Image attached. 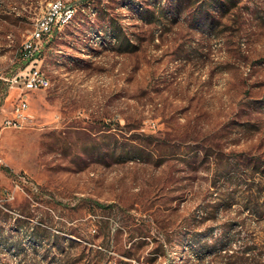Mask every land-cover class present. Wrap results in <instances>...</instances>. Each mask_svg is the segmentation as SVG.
I'll return each instance as SVG.
<instances>
[{"label":"rangeland","instance_id":"1","mask_svg":"<svg viewBox=\"0 0 264 264\" xmlns=\"http://www.w3.org/2000/svg\"><path fill=\"white\" fill-rule=\"evenodd\" d=\"M48 1L0 0V122ZM209 1L72 0L0 132V264H264V0Z\"/></svg>","mask_w":264,"mask_h":264},{"label":"built area","instance_id":"2","mask_svg":"<svg viewBox=\"0 0 264 264\" xmlns=\"http://www.w3.org/2000/svg\"><path fill=\"white\" fill-rule=\"evenodd\" d=\"M72 0H58L45 4L43 11L35 17L29 35L22 42L20 56L29 60L28 64L9 80L11 86L20 89L18 101L12 106L11 113L2 118L0 132L5 127H22L28 120V102L22 91H31L48 87L51 83L44 77L37 53L48 40L50 34L61 25L65 15L73 9ZM0 162L2 158L0 156Z\"/></svg>","mask_w":264,"mask_h":264},{"label":"bare ground","instance_id":"3","mask_svg":"<svg viewBox=\"0 0 264 264\" xmlns=\"http://www.w3.org/2000/svg\"><path fill=\"white\" fill-rule=\"evenodd\" d=\"M55 1H58V0H49L46 4H50V3L55 2ZM75 12H76V7H74L73 9H71V10L69 11V13H67V14L65 15L64 19H62V23H61V25L58 26V28H60L61 26L67 24V23H68V22L74 17ZM55 30H56V29H55ZM55 30H54V31H55ZM52 35H53V34H50V36L48 37V40H50V37H51ZM48 40H47V41H48ZM44 77H45L46 79H49V80H50L49 76H48L45 72H44Z\"/></svg>","mask_w":264,"mask_h":264},{"label":"trees","instance_id":"4","mask_svg":"<svg viewBox=\"0 0 264 264\" xmlns=\"http://www.w3.org/2000/svg\"><path fill=\"white\" fill-rule=\"evenodd\" d=\"M219 2L221 3V1H219V0H210L209 3H208V6H213V5H215L216 3H219ZM133 153H135V152H133ZM99 205H101V204H99Z\"/></svg>","mask_w":264,"mask_h":264}]
</instances>
